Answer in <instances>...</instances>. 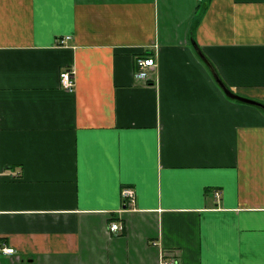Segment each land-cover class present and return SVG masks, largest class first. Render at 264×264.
Instances as JSON below:
<instances>
[{"label": "crops", "instance_id": "crops-1", "mask_svg": "<svg viewBox=\"0 0 264 264\" xmlns=\"http://www.w3.org/2000/svg\"><path fill=\"white\" fill-rule=\"evenodd\" d=\"M192 40L264 104V0H0V264H264V111Z\"/></svg>", "mask_w": 264, "mask_h": 264}, {"label": "built area", "instance_id": "built-area-1", "mask_svg": "<svg viewBox=\"0 0 264 264\" xmlns=\"http://www.w3.org/2000/svg\"><path fill=\"white\" fill-rule=\"evenodd\" d=\"M136 69L134 71V77L138 80H145L149 76V72L157 66L156 60L153 56L150 55H139L135 58ZM59 83L60 86L66 90H72L74 87L73 72L70 70H63L59 73ZM122 198L128 206H133L135 204V192L129 187L125 186L121 190ZM218 194V191L215 192ZM122 227L117 222H111L109 224V229L113 231H118ZM1 250L4 253L11 254L14 253L13 248L2 247ZM161 264H176V262L169 258L162 260Z\"/></svg>", "mask_w": 264, "mask_h": 264}, {"label": "water", "instance_id": "water-1", "mask_svg": "<svg viewBox=\"0 0 264 264\" xmlns=\"http://www.w3.org/2000/svg\"><path fill=\"white\" fill-rule=\"evenodd\" d=\"M192 45L197 53V55L199 56V58L206 64V66L209 68L215 82L217 83V85L221 88V90L226 94V96H228L229 98L235 99V100H239L254 106H258L260 107L263 111H264V104L258 100H254V99H250V98H246L243 96H240L238 94H236L235 92H232L224 83L223 81L220 79L219 75L217 74L216 70L214 69L212 63L208 60V58L204 55V53L202 52V50L199 48V46L192 40Z\"/></svg>", "mask_w": 264, "mask_h": 264}]
</instances>
